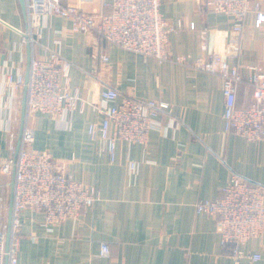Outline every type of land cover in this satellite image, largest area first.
Returning <instances> with one entry per match:
<instances>
[{
    "label": "crops",
    "instance_id": "obj_1",
    "mask_svg": "<svg viewBox=\"0 0 264 264\" xmlns=\"http://www.w3.org/2000/svg\"><path fill=\"white\" fill-rule=\"evenodd\" d=\"M252 1H259L264 12V0ZM96 4L84 8L96 10ZM203 4L204 0H161L160 14L168 25L176 27L183 18L193 25L170 33L166 49L173 58L191 61L206 47L238 67L243 80L237 104L246 103L250 99L246 67L257 66L264 73V23L256 27L250 11L241 30L234 31L231 16ZM0 21L5 23H0V100L5 101L0 158H8L19 140L23 89L3 94L2 80L9 71L25 76L28 57L27 44L17 32L26 27L19 0H0ZM50 50L70 63L65 88L78 90L87 106L65 125L45 113L30 114L32 149L66 162L72 176L101 198L52 232L42 226V213L22 211L17 264H264V231L243 246L262 259L235 263L222 254L215 217L194 210L199 200L218 199L232 175L264 184V140L252 143L225 132L219 77L145 58L103 42L98 33L72 32L66 19L42 21L32 52L44 57ZM102 55H107V62H101ZM104 86L115 88L120 97L162 100L170 107L166 130H151L145 144L120 143L113 163L99 142L87 136L89 124L102 118L89 104L97 103ZM130 162L135 165L132 173ZM11 195L12 177L0 173L1 233L8 229ZM102 243L109 247L104 257L99 255Z\"/></svg>",
    "mask_w": 264,
    "mask_h": 264
},
{
    "label": "built area",
    "instance_id": "obj_2",
    "mask_svg": "<svg viewBox=\"0 0 264 264\" xmlns=\"http://www.w3.org/2000/svg\"><path fill=\"white\" fill-rule=\"evenodd\" d=\"M161 0H24V30H17L22 43L31 48L28 79L21 73L9 71L2 80L3 94H11L26 87V113L20 136V147L8 158H0V173L12 177L10 233L0 232V264H17L20 241L19 215L28 209L43 214L42 226L48 232L67 219L78 218L85 207L100 200V193L75 179L67 163L56 160L45 151L32 149L34 130L27 117L41 112L65 125L74 113H83L87 102L78 90L68 91L70 63L58 51H48L44 57L33 54L35 38L39 36L42 21L59 18L69 20L72 32L98 33L103 42L123 50L172 61L217 75L224 98V129L248 142L264 140V73L257 66H247L246 78L250 99L237 104V88L243 80L238 67L230 66L218 54L202 47L201 52L189 61L184 56L173 58L167 51L169 34L183 26L192 28L187 18L177 26L168 25L160 14ZM97 3V4H96ZM97 6L86 10L85 5ZM205 7L233 19L232 29L240 31L245 15L253 11L255 26L264 23L260 2L252 0H204ZM0 23L5 24L0 21ZM108 61L107 55L100 57ZM5 101L0 100V114ZM102 115L100 122L90 123L87 136L99 142L101 151L110 163L116 161L120 143L145 144L151 130L164 131L170 121L169 105L162 100H143L120 97L117 90L104 86L97 103L89 104ZM171 122V121H170ZM174 119H172V123ZM134 172V163H129ZM196 213L215 217V229L222 254L235 263L247 259L253 263L262 259L259 253L243 250L245 243L259 237L264 231V184H251L232 175L220 188L216 200H199L194 204ZM109 247L100 245V256H107Z\"/></svg>",
    "mask_w": 264,
    "mask_h": 264
},
{
    "label": "water",
    "instance_id": "obj_3",
    "mask_svg": "<svg viewBox=\"0 0 264 264\" xmlns=\"http://www.w3.org/2000/svg\"><path fill=\"white\" fill-rule=\"evenodd\" d=\"M19 4H20V8H21L22 14H23V16L25 18L24 0H19ZM27 50H28V57H27V67H26V71H25V83L27 82V79H28V68H29V63H30V58H31V48H30L29 45H27ZM2 58L4 59V57H2ZM25 99H26V87L24 86V88H23V99H22V108H21V119H20V135H19V140H18L17 146L15 148V153L18 152L19 147H20V136H21L24 120H25V113H26ZM12 187H13V181H12ZM11 199H12V195H11ZM10 218H11V202H10V209H9L8 229H7V232H6L7 239L9 237V233H10Z\"/></svg>",
    "mask_w": 264,
    "mask_h": 264
}]
</instances>
